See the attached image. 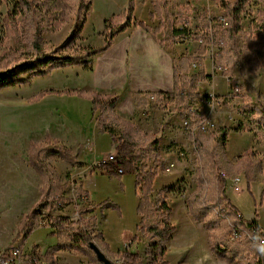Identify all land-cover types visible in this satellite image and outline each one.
<instances>
[{
	"label": "rangeland",
	"instance_id": "rangeland-1",
	"mask_svg": "<svg viewBox=\"0 0 264 264\" xmlns=\"http://www.w3.org/2000/svg\"><path fill=\"white\" fill-rule=\"evenodd\" d=\"M224 1L169 0L167 13L162 12L160 16L154 13L148 18L147 23L151 29H154L159 23V17L164 19L155 30V35L163 45L175 53L178 76L190 75L199 70L208 74L207 78L197 81L198 100L193 107L203 110L202 125L205 133L223 124L229 127L231 132L222 147L224 152L218 153L220 169L225 173L226 193L236 202L244 216H256L261 230L264 231V111L259 109L260 104L264 103V65L255 64L256 60L264 61V47L256 45L250 48L247 45L249 38L258 41L264 38V0H249L244 6L241 13L242 30L238 34V41L248 59V64L241 71H238L235 65H231L230 79L221 75L220 70L213 65V55L218 49L217 45L210 43L204 53L198 52L200 43L198 37L205 34L208 28L220 24L219 17L223 13ZM13 3L14 0H0V50L21 45L20 39L14 35L3 37L2 18L5 12L12 8ZM39 11L44 43L54 55H65L78 47L89 46L97 40L92 26L98 24L102 12H96L89 17V29L83 41L86 40L88 44H85L80 38L74 43L68 42L72 28L76 22L79 24L84 18L83 14L71 13L59 28L54 29L48 17V10L40 5ZM140 12L141 9L138 8L136 14ZM173 27H183L184 33L180 37L174 35ZM103 40L104 37L100 42ZM181 56L188 57L189 62L180 63ZM82 65L68 64L34 73L25 82L0 88V253L15 235L21 215L30 208L39 195L40 178L28 162L29 143L41 141L48 132L51 140L47 146L58 145L61 141L52 135L53 121L56 117L60 114L63 122L68 115H74L79 119L87 117L90 112V102L87 107L86 102L78 100L79 98L87 100V98L74 94L50 93L36 102H30L27 98L45 88L76 87L73 89H78L77 85L81 84ZM208 93L221 97V104H216L214 101L206 103L202 97ZM143 100L142 104H137L143 119L140 124L146 128V132L159 137L157 149L160 160L155 161L150 157L138 163V167L144 166L146 169L157 171L152 182V190L148 195L152 201L157 197L161 185L166 184L163 193L171 208L170 221L174 226L163 258L167 260V264H230L213 255L208 246L206 229L200 221L195 220V224L188 221L179 209V201L174 199L185 198L196 187L197 175L202 169L208 179L205 190L206 201L211 206L210 214L214 215V223L219 234L222 236L228 234L227 220L219 215L215 202V181L208 171L206 158L200 159L193 148L192 140H188L190 137L186 132V124L174 103L167 102L158 95H148L147 99ZM113 131L117 135L118 127L114 126ZM60 134L62 133H57ZM238 134L242 136V141L238 138ZM180 137L183 140L180 141ZM110 144V137L106 133L96 140L97 152L89 147L81 148L80 143L78 146L73 143V153L79 160L72 164L52 153L44 154V158L56 169L61 168L59 171L61 180L65 177L69 178L64 194L72 200L48 212H41L40 217L44 216L43 218L46 219L57 215H68L75 221L74 225L93 224L94 229L102 231L105 241L111 243L109 245L113 253L105 255L113 264H126L121 257L124 249L137 251L141 256L140 264H149L144 248L150 237L138 228L136 204L139 190L134 188L132 172L121 175L120 179L108 174L104 159L110 151L115 150V147L108 150ZM211 145V142H208L206 147L209 149ZM235 145L240 148L236 151L237 154L249 149L253 154L255 165L260 162V170L255 171L250 186L246 182L242 167L234 164L237 154L234 153L236 155L228 158L229 152H232L230 148ZM170 161L174 162V167L168 172L163 171V166ZM235 174H239L241 178L239 190H233L229 183V177ZM79 189H86V193L77 194ZM103 200L116 203L118 209L100 208L99 203ZM79 207L88 209L82 211L83 217L91 215L84 223L80 221L77 213ZM158 220L157 214H151L146 222L154 223ZM52 231L53 228L48 225L35 228L23 242L20 252L13 254L14 263L26 264L30 253L37 250L40 257L36 264H99L83 254L67 249L54 251L52 258H47L43 254L45 249L62 240ZM17 242L18 238L14 240L13 245L16 246ZM102 251L105 252L103 249Z\"/></svg>",
	"mask_w": 264,
	"mask_h": 264
},
{
	"label": "trees",
	"instance_id": "trees-1",
	"mask_svg": "<svg viewBox=\"0 0 264 264\" xmlns=\"http://www.w3.org/2000/svg\"><path fill=\"white\" fill-rule=\"evenodd\" d=\"M248 1L225 0L222 3V16L225 17L226 24L208 28L205 34L198 37L200 39L198 48L200 54L205 52L210 43L218 46L213 55V65L220 70L221 75L229 79L231 78V65H235L238 71H241L248 64V59L238 41V34L242 30L241 13ZM168 2L169 0H151L149 17H152L154 13L159 16L162 12L167 13ZM40 5L48 10V17L54 29L59 28L71 13L76 12L84 15L91 8L90 0H14L12 8L8 9L2 18L3 37L14 35L20 39L21 45L9 46L0 50V88L25 82L31 74L68 64L81 63L87 67L91 55L107 48L113 37L132 23L135 3L134 0H127L126 6L120 12L113 13L104 19L102 29L104 40L101 45L81 46L62 56L54 55L44 43ZM83 21L84 18L74 27L68 39L69 43H74L80 37ZM163 21L164 19L159 17V23L154 29H151L143 21H135V23L150 31L156 38L155 30ZM172 30L174 35L179 37L184 33L183 27H173ZM247 45L250 48L256 45L264 47V38L259 41L249 38ZM179 61L186 64L189 62V58L181 56ZM198 62L201 63L199 58ZM255 64L262 66L264 61L256 60ZM43 67L46 69H42ZM207 77L208 74L201 70L190 75L178 76L175 67L173 90L159 91L156 95L161 96L167 102L174 103L179 108L180 117L186 124V132L192 140L195 152L200 159L206 158L208 171L215 181V202L217 205L225 207L223 212H218L227 220L228 234L226 236L219 234L214 223V215L210 214L211 206L206 201L205 190L208 186V179L202 169L197 175L196 187L185 196V202L193 219L200 221L206 229L208 246L214 256L224 259L230 264H264V231L261 230L254 218L245 219L241 213L238 216L236 214L238 210L224 195L226 179L225 173L220 169L218 153L224 152L222 147L227 139L229 127L223 124L205 133L202 129L203 110L193 107L198 100L197 81ZM50 93L74 94L90 100L92 112H98L96 121L99 132H107L110 140L116 144L115 162L105 164L108 174H113L120 179L123 173H133L134 171V188L139 190L136 204V213L139 215L138 228L150 237L144 248V254H146L149 264H167V260L163 256L174 226L170 221V207L163 193L166 187L159 188L157 197L152 201L148 195L152 190V182L157 171L146 169L144 166L138 167V163L150 157L155 161L160 160L157 149L159 137L142 130L136 122L119 116L113 108L117 100V94L113 92L101 93L96 90L52 87L35 92L28 96L27 100L36 102ZM135 99L137 104L144 102L138 95ZM202 99L209 103L211 96L205 94ZM259 109L264 111V103L260 104ZM114 126L118 127L117 135L114 134ZM50 140L48 133H45L41 141L29 143L28 162L39 175L41 182L39 195L30 208L21 215L15 235L0 253V264H15L13 252H20V248L29 234L42 225L52 227L53 234L62 239L45 249L43 254L47 258L51 259L54 251L67 249L83 254L99 264H104L96 256L92 246H97L101 251L103 249L104 254H112L113 251L100 230L94 229L93 224L89 226L84 223L91 216H82V211H88L87 208L79 207L77 210L83 225L80 223L74 225L75 221L68 215H57L46 219L43 218L44 216L40 217L41 212H48L72 200L71 197L64 194L69 178L65 177L64 180H61L56 167L44 158V154L52 153L69 162H75L76 156L68 146L63 144L48 147L47 143ZM208 142L212 144L209 149L206 147ZM234 160L235 165L242 167L246 182L249 184V181L254 178L255 171L260 170V162L255 165L253 154L249 149L237 154ZM116 166L121 167L123 172L117 173L114 169ZM80 193H86V189H79L77 194ZM99 206L100 208L118 209L117 204L109 200H103ZM151 214H157L159 220L154 223L146 222ZM237 228L241 231L240 237L230 239V234ZM16 238H18V242L14 246ZM39 257L38 251L33 250L25 263L36 264ZM121 257L126 264H140L141 262V256L137 251L124 249L121 252ZM111 264L113 263L111 262Z\"/></svg>",
	"mask_w": 264,
	"mask_h": 264
},
{
	"label": "crops",
	"instance_id": "crops-1",
	"mask_svg": "<svg viewBox=\"0 0 264 264\" xmlns=\"http://www.w3.org/2000/svg\"><path fill=\"white\" fill-rule=\"evenodd\" d=\"M134 3L132 23L124 30L118 32L107 48L94 53L86 68L82 65L83 71L81 72V84L77 86L84 90H96L101 93L113 92L117 94V100L113 107L114 111L122 118L132 120L136 122L140 128L146 130V128L140 124L143 119L140 115V107L137 105L135 98L138 95L143 99H147L148 95H156L159 91L173 90L175 53L159 42L157 37H153L150 31L135 23V21H143L145 24H148L147 20L149 18L148 13L151 10V0H134ZM126 4L127 0H90L91 8L83 15L84 21L81 27L80 41H84V37L89 29V17L96 12H102L103 15H99L98 24L92 26L96 32L95 38L97 40L95 43L93 42V44H90L100 45L102 43L100 42V39L104 37L102 34L104 19L113 13L120 12ZM138 8L141 9V12L137 15L136 12ZM97 9L99 10L97 11ZM76 24L77 22L74 27ZM74 27L72 29H74ZM83 43L86 44V40ZM73 88L76 87H72V89ZM78 100L79 102H86L88 105L87 107H89V99L86 100L79 98ZM89 109V115L79 119L75 118L74 115H68L65 121L61 122L60 114L56 117L53 121L54 131L52 135L61 141L59 144L66 145L73 151V143L76 146L80 143L81 148L83 147L86 149L89 147L97 152L96 140L104 133H108L99 132L96 121L97 111L92 112L91 102ZM59 132L62 134L57 135ZM230 132L231 131H229L227 135H229ZM238 138L242 141V136L239 134ZM181 140H183V138L180 137V141ZM188 140H190V138H188ZM242 143L241 144L244 145V142ZM114 144L115 143L111 141L108 149L109 151L112 150V148L114 149ZM233 144H235V142ZM239 149V146H232L230 148L232 152H229L228 158H232L233 155H236V151ZM111 152H115V150L110 151L109 153ZM78 160L79 159L76 157V161ZM70 163L72 164L74 162ZM60 169H57L58 173ZM132 176L134 178L133 173ZM252 182V180L249 181V186ZM162 186H166V184L163 183L161 187ZM226 186L227 184L224 188L226 199L245 219L254 218L257 221L256 216L246 217L243 215L236 202L232 201L226 193ZM174 199L179 201V209H181L182 215L188 221L195 224V220L191 216L186 205L185 198Z\"/></svg>",
	"mask_w": 264,
	"mask_h": 264
},
{
	"label": "built area",
	"instance_id": "built-area-1",
	"mask_svg": "<svg viewBox=\"0 0 264 264\" xmlns=\"http://www.w3.org/2000/svg\"><path fill=\"white\" fill-rule=\"evenodd\" d=\"M219 23H220V25H223V26L226 24V19L222 15L219 17ZM208 94L211 96V101H214L216 104H221V102H222L221 101V97H217L216 95H214V93H208ZM203 121H202V124H203ZM202 129H204V125H202ZM114 155H115V152L108 153L107 156H106V158L104 159V162H106V163H113V162H115V156ZM172 167H174V162L173 161H170L169 163H167V164H165L163 166V171L168 172V171H170L172 169ZM114 169H115V171L117 173H122L123 172V169L121 167H119V166H116ZM239 181H240L239 174L231 175L229 177L230 186L234 190H239L240 189V187H239ZM217 208H218V210L220 212H223L224 209H225V207L224 206H221L220 204L217 206ZM236 214L239 216L240 215V212L237 211ZM240 235H241V231L237 228V229H234L233 230V232L230 234L229 237H230V239H234V238L240 237ZM14 253L15 252H13V254Z\"/></svg>",
	"mask_w": 264,
	"mask_h": 264
},
{
	"label": "water",
	"instance_id": "water-1",
	"mask_svg": "<svg viewBox=\"0 0 264 264\" xmlns=\"http://www.w3.org/2000/svg\"><path fill=\"white\" fill-rule=\"evenodd\" d=\"M93 245V244H92ZM96 256L104 262V264H111V261L106 257V255L95 245L92 246Z\"/></svg>",
	"mask_w": 264,
	"mask_h": 264
}]
</instances>
